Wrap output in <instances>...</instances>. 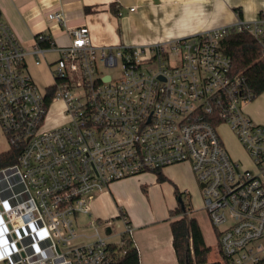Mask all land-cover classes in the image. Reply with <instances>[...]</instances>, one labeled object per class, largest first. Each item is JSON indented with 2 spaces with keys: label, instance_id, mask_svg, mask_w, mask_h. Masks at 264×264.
Instances as JSON below:
<instances>
[{
  "label": "built area",
  "instance_id": "2783aa9c",
  "mask_svg": "<svg viewBox=\"0 0 264 264\" xmlns=\"http://www.w3.org/2000/svg\"><path fill=\"white\" fill-rule=\"evenodd\" d=\"M48 17L65 25L62 12ZM232 30L249 31L264 58V10L254 20L169 43L96 45L90 28L80 25L69 29L70 44L42 47L36 40L30 49L0 8V125L10 143L23 147L16 163L0 168V262L119 264L134 228L122 209L115 217L121 229L115 218L96 217V194L115 181L184 162L203 185L218 259L262 261L264 125L245 112L255 92L222 47ZM50 50L59 56L50 64L54 82L43 87L28 56L40 63ZM59 101L62 121L48 126ZM223 123L256 170L231 156L218 129Z\"/></svg>",
  "mask_w": 264,
  "mask_h": 264
},
{
  "label": "crops",
  "instance_id": "0c3cea01",
  "mask_svg": "<svg viewBox=\"0 0 264 264\" xmlns=\"http://www.w3.org/2000/svg\"><path fill=\"white\" fill-rule=\"evenodd\" d=\"M132 7L135 10H131ZM0 8L4 19L18 39L31 49L36 44V34L39 32H48L57 46L70 44L72 38L69 29L80 25L90 28L92 40L96 45L169 43L234 24L240 18L246 21L254 20L264 10V0H0ZM56 11L63 13L65 25L48 17ZM48 52L57 53L59 56L57 50ZM55 59L50 60L46 52L44 60L37 63L36 57L29 55V70L31 62L39 66L45 65L53 77L50 64ZM57 104L59 113L63 103L59 101ZM54 120L55 123L52 122ZM59 122L50 116L48 126ZM175 165L178 164L167 166L169 173ZM163 173H166L173 183L176 181L169 177V173ZM156 178L157 175L154 174V179ZM117 182L119 181L112 184ZM175 184L181 191H187L183 189L186 185ZM111 185L106 190L109 193ZM174 189L173 197L176 200ZM96 201L97 198L92 202V209L100 219L115 218L121 209L127 212L134 228L133 237L140 253L141 264H179L173 244L169 211L163 216L154 213L146 215L137 211L129 213L120 200H117V212L104 216L96 209ZM206 215L207 225L203 224L200 218H196L205 242L212 246L213 252L217 249V237L207 212ZM210 231L215 236V245L208 239Z\"/></svg>",
  "mask_w": 264,
  "mask_h": 264
},
{
  "label": "rangeland",
  "instance_id": "374dc122",
  "mask_svg": "<svg viewBox=\"0 0 264 264\" xmlns=\"http://www.w3.org/2000/svg\"><path fill=\"white\" fill-rule=\"evenodd\" d=\"M57 56V53L47 52V57L50 60L55 59ZM106 70L116 74V69L108 68ZM29 71L40 86H45L54 82L53 77L50 75L45 65L39 66L31 62ZM57 103L52 105L50 116L52 118L55 117L58 121H62V117L58 113L59 105ZM245 112L254 122L264 125V93L258 95L252 102L247 104L245 106ZM52 122L55 123L56 121L54 120ZM218 129L231 156L240 161L244 168L248 167L252 170H256V166L253 164V160L248 154L245 146L239 141L229 125L223 123ZM9 148L10 142L8 136L0 125V152L6 151ZM172 168L170 173L167 167L163 168L161 172L169 173L170 176H168L176 180L174 183H179L182 186L186 185L183 189H187L189 192L193 207L192 211H188V216L200 218L201 222L207 225L208 219L204 208L203 193L190 163H179ZM154 174L157 175V171L127 177L128 179L125 178L122 179V181L119 180V182L112 184L111 193L106 190L97 193V201L94 203L96 209L103 213L104 216L115 214L117 212V200H120L121 205H123L129 213L137 211L146 215L153 213L157 216L167 215L169 209L177 205V198L175 200L173 197L174 183L170 180L159 182L157 178L154 179ZM185 201L187 203L189 202L188 199H185ZM80 220L86 222L89 220V217L82 215L80 216ZM114 221L115 227L119 229L123 227V222L120 218H115ZM94 231L95 229L86 228V233L92 234ZM101 233L102 235H107L109 231L107 229H101ZM214 237V234L210 231L208 233V239L213 241V244L216 243ZM111 239L114 240L116 237L112 236ZM218 258L217 249H215L211 253L210 259L218 260ZM0 264L5 263L0 262Z\"/></svg>",
  "mask_w": 264,
  "mask_h": 264
},
{
  "label": "trees",
  "instance_id": "16d2710c",
  "mask_svg": "<svg viewBox=\"0 0 264 264\" xmlns=\"http://www.w3.org/2000/svg\"><path fill=\"white\" fill-rule=\"evenodd\" d=\"M39 34H36V40L40 46L49 47L55 44L53 38L47 36L40 38ZM221 44L224 51L231 56L234 69L246 76L255 92V98L264 93L262 44L247 30L228 32ZM22 148L21 144L10 143L8 150L0 152V168L16 163ZM157 180L163 182L169 178L161 170H157ZM174 187L178 204L169 210V219L179 264H225L220 259H210L212 246L205 242L198 219L187 214L189 210H193L190 194L181 191L175 183ZM185 199L189 202L187 203ZM122 211L126 212L123 209ZM120 250L119 264H141L140 253L133 238H128ZM258 264H264V259Z\"/></svg>",
  "mask_w": 264,
  "mask_h": 264
},
{
  "label": "water",
  "instance_id": "95a60500",
  "mask_svg": "<svg viewBox=\"0 0 264 264\" xmlns=\"http://www.w3.org/2000/svg\"><path fill=\"white\" fill-rule=\"evenodd\" d=\"M201 186H203V185H201Z\"/></svg>",
  "mask_w": 264,
  "mask_h": 264
}]
</instances>
